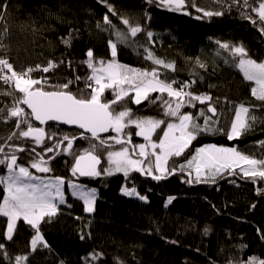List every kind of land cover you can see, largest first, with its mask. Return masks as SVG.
Returning a JSON list of instances; mask_svg holds the SVG:
<instances>
[{"label": "trees", "instance_id": "16d2710c", "mask_svg": "<svg viewBox=\"0 0 264 264\" xmlns=\"http://www.w3.org/2000/svg\"><path fill=\"white\" fill-rule=\"evenodd\" d=\"M213 1L185 0L182 10L169 11L159 6L158 0H0V57L20 72L37 65L47 67L50 61L55 65L48 72L36 70L30 74L42 81L35 87L52 91L68 84L66 91L90 98L92 69L85 63L87 52L92 50L93 61L112 60L108 45L114 40L112 34L139 26L141 31L127 45L117 43L116 61L131 68L158 69L161 79L177 81L174 86L187 82L191 93L211 97L204 103L193 100L191 104L185 97L180 114L194 115L200 109L208 112L211 105L216 109L213 117L219 114L220 123L227 117L224 128H218L221 131L199 133L181 156L170 157L164 179L142 177L136 171L127 177L117 173L80 178L72 174V168L82 151H94L103 170L109 152L124 147L131 150L142 142L135 128L126 127L119 137L131 145H117V134L94 140L75 129L49 124L42 128L45 136L38 145L20 137L16 120L10 117L21 93L12 84L0 81V110L8 106L5 113H0V146L9 156L14 153L20 166L47 159L50 170L46 176L64 180L63 202L56 204L54 215L43 218L39 233L21 218L8 239V218L0 215V264H16L17 257L25 256L22 264H245L253 256L264 259V187L259 178L253 182L251 177L235 174L229 179L221 175L214 181L189 183L180 174L169 176L173 169L185 172L178 166L201 146L231 147L249 155L247 146L264 139V122L232 140L225 134L236 105H264L255 102L253 84L237 69L239 57L231 51L243 47L248 58L263 62L264 33L241 15V6L220 8ZM206 11L221 14L206 16ZM105 17L110 24L105 23ZM124 19L129 25L123 23ZM223 44L228 49L221 47ZM145 48L156 58L174 63V70L146 60ZM115 91L118 89H105L101 102L110 103L114 113L127 109L131 118L163 121L157 137L167 123L179 120L165 115L164 101L171 100L173 107L176 103V98H169L166 92H151L137 104L130 91L111 103ZM122 134H128L129 139ZM64 136L72 139L73 146L67 153L62 150L67 146ZM57 142H62L60 152ZM19 147L24 151H15ZM48 147L53 151H46ZM5 159L0 153V160ZM6 169V163L0 164V204L6 197L1 184ZM71 181L96 191L92 212H86L82 201L70 194L67 183ZM123 187L135 188L139 197L123 194ZM37 234L43 241L33 250L31 241ZM94 253L98 254L95 258Z\"/></svg>", "mask_w": 264, "mask_h": 264}, {"label": "snow or ice", "instance_id": "6c2138e0", "mask_svg": "<svg viewBox=\"0 0 264 264\" xmlns=\"http://www.w3.org/2000/svg\"><path fill=\"white\" fill-rule=\"evenodd\" d=\"M152 2L154 0H149V3ZM158 4L161 7L167 8L169 11H180L185 7V0H158ZM244 5L249 6V0H244ZM200 10L197 8V11ZM252 10L257 12L261 21H264V0H261L258 7H254ZM213 14L220 15L221 13H213L210 11L204 13L206 16H212ZM105 23H111L107 17H105ZM123 23L129 25L127 19H124ZM140 31L141 28L139 26H129V32L132 37H135ZM115 36L116 42L112 40L108 41V45L111 48L112 60L106 64L105 61L100 60V66H94L93 52L92 50L87 52L88 59L85 63L88 68L92 69L90 79L97 85V87L92 88L90 98H80L70 91H66L68 84L56 86L61 90L52 91H46L43 87H35L41 85L42 81L32 78L30 74L36 70L48 72L50 68L55 67L51 61L47 67L41 68L37 65L35 68L29 67L26 70L17 72L7 59L0 58V81H3L5 84L14 85V90L22 94L17 98V105H26L31 109V113L29 114L22 107L14 106L10 110V117L17 118L15 125L17 128H20L21 124L27 125L26 131H20V137H32L38 145L42 143L45 132L42 128L33 127L28 122L27 117L29 115L41 124L47 121H58L64 124L76 125L80 129L85 130V132L90 133L93 139H98L99 133L114 131L117 133V137L115 138L117 144L125 143L119 137L126 127L134 125L139 129L135 134L143 136L144 140L148 142L147 145H138V155L143 159H133L129 153V149L124 147L120 151L109 152L107 156L108 167L100 170L98 168L101 162L100 157L95 155L94 151L86 150L76 157L72 174L76 175L79 173L81 176L95 177L100 176L102 172L109 176L114 173H123L127 177L130 172L136 171L141 174L151 175L155 180H160L168 172L166 164L169 158L181 156L199 133L221 131L220 129L212 128L208 123V118L205 119L204 125L201 126L193 122L191 115L180 114V109L184 106L185 97L188 98L190 104L193 100L204 103L207 100H211V97L206 94L195 95L191 92H185L184 89L189 87V83L187 82L182 83L179 88H174L173 85L177 84V81L173 79L171 82H168L161 79V73L155 68L142 70L118 63L116 61L117 43L127 45L128 34L117 31ZM148 36L151 38L152 33L149 32ZM64 43L68 44L70 40H64ZM221 47L228 49L229 46L223 44ZM144 51L147 53L144 57L146 60H151L154 65H160L164 69L174 70V63L165 62L162 59L156 58L147 48ZM231 51L233 56L239 57L237 66L243 73L244 79L251 81L255 85L251 88L252 96L255 100L264 102V62L258 63L248 58L247 52L243 47H235ZM200 66L204 67V65ZM125 85L127 87H124ZM105 89H118V91H115V99L111 103H116L127 96L130 91L135 92V102L137 104L142 99H147L151 92L161 94L166 92L169 98H176V103L175 107H173L171 100L164 101L167 108L165 115L177 117L179 124L169 123L167 125V131L163 134V138L159 140V143H155L152 141V134L160 127L163 121L132 119L131 112L127 109L114 113L111 111L110 103L101 102L100 98ZM207 111L213 115L216 114L215 107L211 105H209ZM249 111V107H246L243 103L236 107L234 113L235 118L231 124V129L225 133L229 140L238 138L242 130L246 129V118ZM201 115L203 116L204 113L201 112ZM12 135L15 136L16 134L13 133ZM63 140L67 141V149H71L73 146L72 139L64 136ZM103 143L104 141L101 140V144ZM59 146L60 142H57L56 147ZM149 147L152 149L151 152L147 151ZM157 149L159 151H156ZM15 151L22 152L24 148L19 147ZM46 151L51 152L53 148L48 147ZM0 153L6 157L5 160H0V164L6 163L9 172V176L5 181L7 185V196L4 198L3 204H0V215L7 217L9 221L8 239L12 238L16 221L21 218L39 233V224L43 218L52 216L56 212V205L53 203V200L58 198L63 202V194L61 191L63 181H57L55 184V192L51 191L53 187L51 184H44L43 181H41L40 185L29 183L27 181L36 178L25 167H19V171H16V155L13 153L9 156L5 152L4 147H0ZM150 157H154V162ZM144 161H149L146 166L144 165ZM44 165L45 161L41 159L34 162L32 167L39 172H48L50 169ZM153 168L160 175H153ZM185 168L195 171L196 182H200L202 177L214 181L216 176L223 174L225 171L229 172V174H236L235 170L237 168L240 169L244 176L251 177L253 182H256L257 178L264 180V159L252 158L237 151L236 148L231 147H217L216 145L200 147L196 149L195 155L187 160L186 165H180L181 171H184ZM172 171L174 172L175 170L173 169ZM189 175H191V172H189ZM73 187L76 186L73 185ZM123 191L127 196L138 195L135 188L131 190L125 188ZM82 198L88 205L86 210L91 212L93 210L92 195H83ZM140 199H145V197L141 196ZM42 241L43 238L37 234L31 241L32 249L35 250L38 242ZM44 246L47 247V244L44 243ZM0 247L3 246L0 245ZM93 256L95 258L98 254L94 253ZM26 260V256L17 257L16 264H22ZM237 264H240V262H237ZM245 264H264V259L253 256Z\"/></svg>", "mask_w": 264, "mask_h": 264}, {"label": "rangeland", "instance_id": "374dc122", "mask_svg": "<svg viewBox=\"0 0 264 264\" xmlns=\"http://www.w3.org/2000/svg\"><path fill=\"white\" fill-rule=\"evenodd\" d=\"M229 1H231V2H234L233 4H231V3H228L227 2V0H215V1H213L218 7H220V8H228V9H230V8H237V9H239L240 7H238V6H241V15L243 16V17H245V18H248L249 20H251V21H255L254 23L256 24V26L258 27V28H260L261 29V31L264 33V30H262V29H264V21H261L260 19H259V17H258V14H257V12H255V11H253L252 9L254 8V7H258V5H259V3L261 2V0H249V6H245L244 5V0H241L240 2L238 1V0H229ZM237 4V5H236ZM2 20V15H0V21ZM121 32H124V33H127L128 34V41H131L134 37H132L131 35H130V32H129V30L128 31H126V30H124V31H121ZM116 33V32H115ZM115 33H113L112 35H114L113 37H114V40H113V42H116V36H115ZM108 61H111V60H108ZM108 61H105V64L108 62ZM264 62V61H263ZM100 65L98 64L96 67H99ZM237 69L239 70V67L237 66ZM240 71V70H239ZM240 73L242 74V76H243V73L240 71ZM91 75H92V73H91ZM91 77V76H90ZM91 82H92V88H95V87H97V85L95 84V82L93 81V80H91ZM249 82H251V81H249ZM252 83V82H251ZM253 84V83H252ZM255 85L253 84V87H254ZM132 94H133V101L135 102V92L134 91H132ZM22 95V94H21ZM143 100V99H142ZM141 100V101H142ZM255 102L256 103H259L260 101H257V100H255ZM17 103V102H16ZM16 103H15V106H16ZM238 105H236L235 107H234V112H233V114H232V119L230 120V122H229V124H228V132L230 131V129H231V124H232V122H233V120H234V118H235V116H234V113H235V109H236V107H237ZM246 106V105H245ZM246 107H249V109H250V111H249V113H248V116H247V118H246V123H247V127H246V129L245 130H242V132H241V134H244V133H246V132H249V131H251V130H253V129H256L257 127H259L260 126V124L262 123V122H264V105L263 106H256V107H251V106H246ZM8 109V106H6V107H3L2 108V110H0V113L2 114V113H5L6 112V110ZM201 112H203L204 113V115L202 116L201 115ZM189 115V114H188ZM216 115V114H215ZM215 115H213L211 112H206L205 110H203V109H200V110H198L194 115H191L192 117H193V122L194 123H196V124H199V125H201V126H203L204 125V122H205V119L206 118H208V123H209V125L212 127V128H214V129H218L219 127H223L224 128V126L226 125V120H227V117L226 118H222V122L220 123L219 122V114H217V116L216 117H213V116H215ZM227 115H228V113H227ZM226 115V116H227ZM224 117H225V115H224ZM253 117H254V119H253ZM16 119V118H15ZM28 119V122L29 123H31L30 121H29V118H27ZM127 119V118H126ZM132 119H151V118H132ZM154 120V119H153ZM170 123H172V124H179V120L177 121V122H170ZM16 124V123H15ZM169 123H167L166 125H165V127H164V129H163V132H162V134L160 135V136H158L157 137V132H158V129L159 128H157L156 130H155V132L152 134V141L153 142H155V143H159V140L160 139H162L163 138V134H164V132L165 131H167V125H168ZM222 126H221V125ZM32 125V124H31ZM129 126H132V127H134L135 128V133L136 132H138L139 131V129H137L134 125H129ZM34 127V126H33ZM17 130H18V132L20 133V131L21 130H27V125H25V124H21V126H20V128H17ZM202 133V132H201ZM203 133H213V132H203ZM123 135V134H122ZM124 137V139H129V137H128V134H126V135H123ZM141 140H142V142L141 143H139V145H141V144H145V145H147L148 144V142L147 141H145L144 140V138H143V136H138ZM115 141H116V139H114ZM205 146H208V145H204V146H201V147H205ZM0 147H2V146H0ZM217 147H224V146H217ZM63 147L61 146L60 148H59V152H60V150L62 149ZM128 148V147H127ZM200 148V147H199ZM198 149V148H197ZM249 152H250V154L248 155V156H250V157H252V158H255V159H264V139H262V140H260V141H258V142H255V143H252V144H249L248 146H247V148H246ZM65 153H67V151L69 150V149H67V146L66 147H64L63 149H62ZM121 149H118V150H116V151H120ZM136 150H137V152L139 153V147L137 146L136 148H134L133 147V151H134V153H136ZM116 151H112V152H116ZM147 151H149V152H151L152 151V149L149 147V148H147ZM156 151H159L158 149L156 150ZM84 151H82L81 152V154L83 153ZM196 152V151H195ZM195 152H194V154L193 155H195ZM129 153H130V155H132V150H129ZM242 154H244V153H242ZM192 155V156H193ZM245 155H247V154H245ZM107 156H108V154L106 155V157H105V161H104V166H103V169L104 168H107L108 167V162H107ZM132 158L133 159H140V158H138V157H134L133 155H132ZM191 158V157H190ZM189 158V159H190ZM44 161H45V165L44 166H46V167H48V165L46 164L47 163V159H44V158H42ZM150 159L154 162V157H150ZM39 160H41V158H39V159H37V160H33V161H31V163H30V165H29V167H25V168H27L28 169V171L30 172V174L33 176V177H35L36 179H34V180H31V181H27V182H29V183H32V184H36V185H40L41 184V181H43L44 182V184H51L53 187L51 188V191H53V192H55V184L57 183V181L58 180H63V179H60V178H53V177H50V176H46V173H48V172H39V171H37L35 168H33L32 167V164L34 163V162H36V161H39ZM148 162L149 161H144V165L146 166L147 164H148ZM168 162V161H167ZM186 163H187V161H185V162H183L182 164H180V165H186ZM102 165V164H101ZM180 165L178 166L179 168H180ZM19 167H24V166H20V165H18L17 164V166H16V171L18 172L19 171ZM101 167V166H100ZM245 167H246V165H245ZM49 168V167H48ZM166 168H167V164H166ZM168 169V168H167ZM184 171H189V172H191V174H192V176H193V180H195L196 181V174H195V171L194 170H190V169H187V168H185V170ZM235 172H236V174H239V175H241V176H244L243 175V173L240 171V169L239 168H237L236 170H235ZM168 172H166L164 175H166ZM229 172H227V171H225L223 174H221V175H224V174H228ZM102 174L103 175H105V176H109V175H106V174H104L103 172H102ZM114 174H117V173H114ZM120 174H123V173H120ZM124 175V174H123ZM153 175H160V173L159 172H156L155 171V169L153 168ZM221 175H218V176H216V178L217 177H219V176H221ZM9 176V172H8V169H6V173H5V175H4V177L1 179V184H2V186L4 187V190H5V193H6V196H7V191H6V187H7V185H6V179H7V177ZM149 176H151V175H149ZM203 180H211V179H207V178H204V177H202L201 178V181H203ZM262 181V183H263V187H264V180H261ZM63 182H64V180H63ZM64 184V183H63ZM63 184L61 185V191H62V187H63ZM67 185H68V188H69V192H70V194L72 195V196H74V197H76L77 199H79V200H81L82 201V203L84 204V207H85V211L86 212H88L86 209H87V207H88V205L85 203V200L82 198V196L83 195H87V194H91L92 195V197H93V204H92V208H93V205H94V200H95V197H96V191L94 190V189H89V188H87V187H85L84 185H81V184H78V183H76V182H68L67 183ZM73 185H75L76 187H73ZM42 186V185H41ZM125 189V187H123L122 188V190H121V192L124 194V190ZM129 190H131V189H129ZM63 194V193H62ZM133 197H139V195H137V196H133ZM59 202H61L58 198L57 199H54L53 200V203L56 205L57 203H59ZM92 212V211H91ZM90 213V212H89ZM8 223H9V221H8ZM8 223H7V228H6V236L8 237Z\"/></svg>", "mask_w": 264, "mask_h": 264}, {"label": "water", "instance_id": "95a60500", "mask_svg": "<svg viewBox=\"0 0 264 264\" xmlns=\"http://www.w3.org/2000/svg\"><path fill=\"white\" fill-rule=\"evenodd\" d=\"M21 105H22V104H21ZM22 106H23L24 109L27 111V113H29V114L31 113V109H29L26 105H22ZM30 118H31V121H32V124H33L34 127L43 128V127H45V126H47V125H49V124L58 125V126H60V127H63V128L69 129V130L75 129V130H77V131L80 132L81 136H86V137H89V138L93 139V138L91 137V134H90V133L85 132V130L80 129V128H79L78 126H76V125L64 124V123H61V122H58V121H47L46 123L41 124L39 121L35 120V118L32 117L31 115H30ZM109 133L117 134V133L114 132V131L102 132V133H99V138H100V137H105V136H107ZM28 138L31 139V140H33L32 137H28ZM94 140H95V139H94ZM125 143L131 145L130 142L125 141ZM125 143H123V144H125ZM61 145H62V142L60 143L59 148L61 147ZM117 145H121V144H117ZM131 150H132V155H133L134 157H138V158H140V159H143L142 157H140V156H138L137 154L134 153V151H133V147H132V146H131ZM100 161H101V159H100ZM74 164H75V161H74ZM74 164H73V166H74ZM101 164H102V161H101L100 164L98 165V168H99V169H100ZM139 174H140L142 177L152 178V176H149V175H147V174H141L140 172H139ZM175 174H180V175L186 177V178L188 179V182H189V183H192L193 176H192V174L189 175V171L178 172V171L175 170L174 172L172 171V172L169 174V176H172V175H175ZM76 176H78V177H80V178H94V177H92V176H81V175H79V173H77ZM234 176H235V174H229V173H228V174L223 175L222 178H223V179H229V178H232V177H234ZM95 177H96V176H95ZM162 179H164V178H162ZM190 181H191V182H190Z\"/></svg>", "mask_w": 264, "mask_h": 264}, {"label": "built area", "instance_id": "2783aa9c", "mask_svg": "<svg viewBox=\"0 0 264 264\" xmlns=\"http://www.w3.org/2000/svg\"><path fill=\"white\" fill-rule=\"evenodd\" d=\"M0 58H2V59H6V58H4V57H0ZM7 60H8V59H7ZM8 61H9V60H8ZM99 61H100V60H98V61H93V62H94V64L98 65V64H99ZM9 63H10V61H9ZM42 68H43V67H42ZM157 70H158V69H157ZM5 71H7V70H5ZM158 71H159V70H158ZM17 72H20V71H17ZM159 72H160V71H159ZM8 74L10 75V73H8ZM1 82H2L3 84H5L3 81H1ZM5 85H10V84H5ZM90 85H91V88H92V83H91ZM13 86H14V85H13ZM173 87H174V88H179L180 86H179V87H176V86L173 85ZM184 91H185V92H190L188 88H185ZM16 106L22 107V108L24 109V107H23L22 105H17V103H16ZM24 110H25V109H24ZM25 112L27 113L26 110H25ZM29 118H30V115H29ZM15 120H16V123H17V118H16ZM30 120H31V118H30Z\"/></svg>", "mask_w": 264, "mask_h": 264}, {"label": "flooded vegetation", "instance_id": "af4514ba", "mask_svg": "<svg viewBox=\"0 0 264 264\" xmlns=\"http://www.w3.org/2000/svg\"><path fill=\"white\" fill-rule=\"evenodd\" d=\"M128 142V141H127ZM135 154H137L138 155V152H137V150H136V153ZM139 156V155H138Z\"/></svg>", "mask_w": 264, "mask_h": 264}, {"label": "crops", "instance_id": "0c3cea01", "mask_svg": "<svg viewBox=\"0 0 264 264\" xmlns=\"http://www.w3.org/2000/svg\"><path fill=\"white\" fill-rule=\"evenodd\" d=\"M63 181V180H62ZM64 183V182H63Z\"/></svg>", "mask_w": 264, "mask_h": 264}]
</instances>
